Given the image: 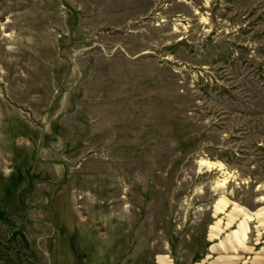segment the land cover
Segmentation results:
<instances>
[{
  "label": "rangeland",
  "instance_id": "1",
  "mask_svg": "<svg viewBox=\"0 0 264 264\" xmlns=\"http://www.w3.org/2000/svg\"><path fill=\"white\" fill-rule=\"evenodd\" d=\"M264 264V0H0V264Z\"/></svg>",
  "mask_w": 264,
  "mask_h": 264
},
{
  "label": "crops",
  "instance_id": "2",
  "mask_svg": "<svg viewBox=\"0 0 264 264\" xmlns=\"http://www.w3.org/2000/svg\"><path fill=\"white\" fill-rule=\"evenodd\" d=\"M212 264H234L232 262H227V261H224V262H218V263H212Z\"/></svg>",
  "mask_w": 264,
  "mask_h": 264
}]
</instances>
